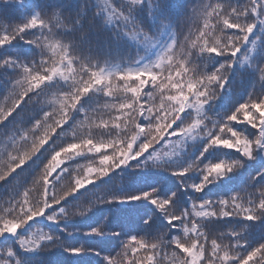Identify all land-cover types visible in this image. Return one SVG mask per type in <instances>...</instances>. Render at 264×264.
<instances>
[{
  "label": "snow or ice",
  "instance_id": "1",
  "mask_svg": "<svg viewBox=\"0 0 264 264\" xmlns=\"http://www.w3.org/2000/svg\"><path fill=\"white\" fill-rule=\"evenodd\" d=\"M144 6L145 0H119L108 16L126 21ZM58 7L49 4L24 22H0V50L14 41L36 50L27 58L0 52V192L7 197L0 199V239L9 241L0 247V264H30L28 254L56 248L70 257L100 256L96 248L66 244L49 232L18 233L38 217L59 225L97 204L133 201L149 202L165 222L154 229L152 218L144 219V234L122 238L103 255L104 264H264V240L250 241L254 231L264 233V167L226 197L196 195L227 183L247 161L264 155V33L254 34L257 20L264 23L258 14L264 0H195L154 60L120 71L82 57L75 42L62 38ZM131 31L146 41L158 35L140 26ZM250 37L260 46V59L238 72L248 78L249 94L222 115H210L226 86L231 89L230 76L241 66L238 54L252 45ZM89 100L94 102L87 105ZM195 139L206 141L200 155L178 163ZM217 149L239 155L209 159ZM79 157L86 159L71 163ZM128 166L169 171L187 194V206H180L177 192L165 195L157 188L88 189ZM189 173H198V180H185ZM74 197L77 206L67 207ZM220 225L226 230H211ZM85 235L121 232L101 222Z\"/></svg>",
  "mask_w": 264,
  "mask_h": 264
},
{
  "label": "trees",
  "instance_id": "2",
  "mask_svg": "<svg viewBox=\"0 0 264 264\" xmlns=\"http://www.w3.org/2000/svg\"><path fill=\"white\" fill-rule=\"evenodd\" d=\"M126 2V0H125ZM195 0H145L144 9L139 13H133L126 21L109 19L108 13L111 8L119 4V0H0V22L5 25L26 21L31 15L39 14L41 9H47L49 4L60 6L57 11L61 15L57 16L62 38L69 43L75 42L77 51L87 59L98 61L106 66L107 70L120 71L129 67H139L148 64L156 58V55L167 45L179 28L180 21L185 14L190 11ZM240 3L241 0H233ZM157 5H162L158 9ZM123 7L124 5H120ZM264 15V10L258 13ZM166 17V20L162 18ZM69 25V27H63ZM136 26L143 27L150 32H158L154 40L146 41L142 37L133 34L132 29ZM255 33H264V23L257 20ZM252 45L245 46L238 55L241 58V66L230 76L231 89L226 86L227 95L222 100L216 102L210 115H222L229 111L231 106L237 102H243L249 94L248 78L238 75L249 67L250 61L255 57L260 59L261 52L259 44L250 37ZM20 53L25 58L32 55L36 50L31 45L23 41H14L12 45L0 52ZM213 65L209 64L211 68ZM243 81V82H242ZM2 99V98H0ZM94 101H87L91 105ZM78 119L79 116L77 115ZM243 128V125H237ZM205 140L195 139L187 142L185 150L181 153L178 163L188 160H195L199 155ZM227 150H214V159L235 158L239 154L225 155ZM207 155V154H206ZM85 157L77 158L72 164L83 163ZM136 162L133 161L134 165ZM264 167V155L258 154L255 160L247 161L244 167L233 173V179L227 183L209 185L204 192L196 194L200 199H217L231 194L233 190L238 191L247 182L250 176L255 175ZM198 173H189L185 180H198ZM259 180L260 177H257ZM157 188L161 194L177 192L180 206L186 207L188 196L181 191L178 179L169 171L158 167L135 168L132 166L118 168L108 176L101 178L88 189L94 193H131ZM2 191V190H0ZM6 195L0 192V199H6ZM89 198L85 197L86 203ZM79 201L72 198V203L67 207H76ZM107 217V220H105ZM152 218L153 228L159 229L163 224L164 217L155 210L154 206L147 201H133L125 204H97L84 215H77L65 218L59 225L50 223L45 217H38L30 222L26 229H22L19 234L49 232L54 234L66 244L96 248L102 253L97 256L92 252L81 254L79 257H70L63 248H56L50 252H36L28 254L30 264H104L103 255L117 248L120 240L130 234L143 235L145 230L144 219ZM105 223L107 228L113 232H121L120 237L111 235L87 236L89 227ZM213 227V232L225 231L223 228ZM67 229V231H63ZM71 233V234H69ZM178 233H170L176 235ZM14 239V238H12ZM264 240V233L261 230L254 231L250 236V241L254 245L257 241ZM6 241L0 239V247L5 246Z\"/></svg>",
  "mask_w": 264,
  "mask_h": 264
}]
</instances>
